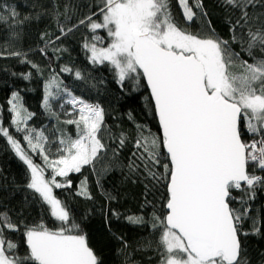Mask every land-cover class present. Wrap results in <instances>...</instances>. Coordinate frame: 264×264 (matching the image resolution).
I'll return each mask as SVG.
<instances>
[{
  "label": "snow or ice",
  "instance_id": "snow-or-ice-1",
  "mask_svg": "<svg viewBox=\"0 0 264 264\" xmlns=\"http://www.w3.org/2000/svg\"><path fill=\"white\" fill-rule=\"evenodd\" d=\"M176 3L184 23L200 21V31L177 23L171 0H64L62 7L59 0H32L31 11L24 15L18 4L0 3V59L13 57L28 64L31 71L20 74L24 80L33 71L43 74L28 52L11 50L26 24L42 17L55 20L59 34L41 33L44 47L36 49L49 60L61 59L67 52L61 42L85 28L89 36L81 47L88 63L109 66L122 92L145 89V107L158 128L153 132L131 113L133 131L107 125L99 102L77 95L59 78L68 72L87 85L91 76L80 68L64 65L56 73L49 67L41 102L58 124L75 126L74 137L56 124L32 126L35 113L25 107L20 91H13L7 101L9 126L0 116V137L26 165V187L59 226L25 224L0 204V264H104L67 202L54 194V189L70 191V173H81L86 166L109 204L118 198L103 188L110 172L126 170V180L146 181L141 209L153 211L147 218H124L158 233L155 247L152 240L133 244L112 233L120 264H143L137 254L148 249L158 264H264V251L253 253L248 245L250 237H264V209L253 206L257 193L264 192V0H218L228 38L217 33L204 0ZM61 115L71 118L61 120ZM129 145L125 162L122 153ZM106 158L109 163H104ZM161 186L157 207L147 195ZM75 195L94 199L87 177ZM109 212L121 216L109 208L106 220ZM22 228L23 254L10 238Z\"/></svg>",
  "mask_w": 264,
  "mask_h": 264
},
{
  "label": "trees",
  "instance_id": "trees-1",
  "mask_svg": "<svg viewBox=\"0 0 264 264\" xmlns=\"http://www.w3.org/2000/svg\"><path fill=\"white\" fill-rule=\"evenodd\" d=\"M4 0H0L3 3ZM8 3L18 4V11L24 15L31 11L30 4L32 0H7ZM64 0H59L61 7ZM94 0H76V3L91 4ZM207 11L210 14V19L213 22L217 33L228 38V26L225 23V13L219 7L218 0H204ZM172 12L178 24L181 27L187 28L189 31H200V21L193 24H185L176 0H171ZM86 12L87 9L85 8ZM43 32L58 35L56 31V22L54 19L42 17L39 21H32L25 25L21 30V35L14 40V46L11 50H19L28 52V59L40 65L43 69L42 75H37L35 71L32 72L30 80H24L20 74H27L31 71L28 64H21L17 58H3L0 59V116L3 117V123L7 127L11 119L9 114V105L7 103L13 91L19 90L23 98L25 107L32 113H35L34 118L30 124L36 128H51L53 124L62 128L63 131L75 136V126L58 124L51 117L47 116L42 108L43 84L48 79L50 73L49 67L56 73H60V69L64 65L73 68H80L86 71L91 76V80L86 85L82 81H75L73 74L64 72L60 74V79L66 84L70 85L76 90L77 95H83L86 100L90 102H99L106 110L105 120L107 125L116 129L120 128L133 131L132 121L129 120V113L132 114L134 120L138 123L147 124L151 127L153 132H157V124L153 116L146 110L145 101L143 97L147 95L145 89L140 88L133 90L128 87L126 91H121L115 82L114 73L110 67L105 65H90L86 60L85 53L81 47L84 38L89 36L85 28H80L79 31L64 39L61 43L67 49L59 60H49L42 56L37 48L44 47L41 41L40 34ZM0 35H3L0 32ZM100 35H104L103 31ZM0 41V46H2ZM31 50V51H30ZM49 51H51L49 49ZM15 73V75H13ZM95 83L96 87H91ZM57 111L59 108L57 106ZM64 115L60 116L61 120L68 119ZM18 138H20L18 136ZM23 143V141H21ZM131 145L122 153V158L126 162V158L130 153ZM111 153H109V157ZM37 164L43 166V162L38 156H33ZM104 163H109L106 158ZM103 164H98L97 168L102 167ZM50 173V169L46 170L45 175ZM125 173L122 174L119 170L110 172L103 178L102 184L104 190L112 192L117 195V200L110 204L101 195L100 189L96 185L97 177L93 174L89 167L82 169L81 173H70L72 180L71 190L54 189V194L66 201L71 213L76 221L80 224L83 232L87 235L89 245L95 249L98 256H100L104 264H120L121 258L116 254L118 247L116 241L112 238V233L124 235L125 238L135 244L136 242L153 241V248L155 247V240L158 233L152 235L149 227H138L127 222L124 218L130 214H143L149 217L153 209L151 207L141 209L145 198V182L133 177L132 179H125ZM87 177L89 190L94 199L87 200L75 195L78 190L80 182ZM29 178V170L26 165L19 160V158L11 150L5 138L0 137V204L7 206L11 210L13 219L19 216L25 224L32 225L43 222L49 229H55L59 226L50 215L48 208L43 206L39 199L34 195L32 190L26 187ZM60 179V178H58ZM133 180H136L133 183ZM163 195V188L160 190H153L148 193L147 199L160 206L161 197ZM235 195H240L239 192ZM254 208L264 209V192H258ZM115 209L121 213L119 219L113 217L109 212L107 220L105 218V210ZM109 227L111 232L109 231ZM11 239L16 241L20 247V253L27 251L24 245L23 228L19 233L11 234ZM249 248L256 252V250L264 251V237H250L248 240ZM137 259L142 260L143 264H158V258L155 253L148 249L143 253L137 254Z\"/></svg>",
  "mask_w": 264,
  "mask_h": 264
}]
</instances>
